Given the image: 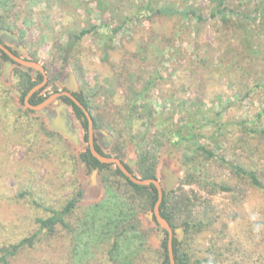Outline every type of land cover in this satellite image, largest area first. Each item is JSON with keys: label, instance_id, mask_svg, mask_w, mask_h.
<instances>
[{"label": "rangeland", "instance_id": "rangeland-1", "mask_svg": "<svg viewBox=\"0 0 264 264\" xmlns=\"http://www.w3.org/2000/svg\"><path fill=\"white\" fill-rule=\"evenodd\" d=\"M145 1L103 0L107 5L101 7L100 0H0V13L4 14L3 20L11 27L0 29L16 34L27 56L32 55L45 64L49 91L52 92L56 86L63 89L58 80L66 77L67 71H75L79 88L85 90L92 100L94 111L99 110L103 118L108 117L111 105L110 100L107 102V88H116L114 101L120 104L131 83L141 87L156 76L144 101L151 103L149 106L156 115L170 119L168 122L184 127L188 123L197 125L195 133L198 135L192 140L178 142L168 138L167 131L153 127L142 140L147 125L139 122L131 133L124 130L121 137V141L125 142L121 146L122 160L137 161L140 152L150 150L157 157V177H163L160 174L163 166L170 167L180 174L178 185L173 191L178 190L180 193L185 190L192 199L197 197L194 204L197 217L201 216L203 206L211 202L215 221L193 234L188 244L193 264H198V259L200 264H264V191L242 183L244 181L235 177L229 165L223 162L234 157L259 169L260 175L264 172V141L259 134H251L253 139L249 140L246 151L237 142L242 136L243 126L251 127L260 114L264 125V94L253 88L252 76L242 77L241 71L236 73L232 65L235 54L241 51L242 30L232 20L223 25L219 17L212 16L220 0H159L160 5L172 3L180 9H196L205 21H200L193 15L170 20L159 18L155 22L147 18L129 20L120 28L112 44L109 41L111 30L125 17L133 15ZM222 1L232 12L242 15L253 16L256 8L264 6V0ZM256 15L258 19H252L253 16L243 22L258 44L259 39L264 41V23L261 30V13ZM93 25L99 28L83 37L71 63L65 65L64 53L58 49L65 44L70 32L76 33ZM163 34L171 37L172 42L164 41ZM163 44L167 45L166 49L161 48ZM120 46L123 49L115 52V48L119 49ZM199 59H205V64H200ZM80 60L85 63V68H80ZM261 60L263 68L264 58ZM17 68L19 67H12L9 80L5 82L4 65H1L0 87L15 88L19 78ZM76 70L83 74L82 78ZM12 98L14 108L25 109L14 95ZM4 100L5 98L2 102ZM145 102L139 101V104ZM0 105L6 107L4 104ZM139 110L142 115H147L144 108L139 107ZM2 112H6L5 109L0 111V244L30 235L38 228L36 218L49 216V212L43 207H36L29 199H18V193L27 188H32L39 200L55 208H60L65 199L82 188L83 200L76 213L71 216L72 222L83 216L85 210L87 215L93 214L91 207L102 203L107 197L101 174H98L100 187L92 184L91 172H82L79 161L75 168L72 162L66 160V152L63 150V154L62 149H59L61 144L48 140L50 138L44 137V140L47 148L55 145V153L51 154L42 149L35 151V147H31L25 138L20 139L21 132L20 140L8 142L5 133L12 131L13 127H4L10 118L5 114L1 115ZM41 120L46 124L43 117ZM198 128L201 131L198 132ZM6 130L8 131L4 133ZM100 130L113 136L114 139L105 152L114 154L116 133L106 127H101ZM183 132L186 134L187 130L184 128ZM97 135L104 146L105 137L100 132ZM33 136L34 133L31 137ZM62 138L66 149L73 154V144L65 137ZM199 145H205L214 153V157L198 158L196 152ZM250 147L254 154L248 151ZM187 154L193 156L192 161L187 162ZM62 155L65 160L63 162L59 159ZM198 165L203 167V176L208 181L226 182L230 186L239 187L241 192L237 195L233 192H213L212 186L206 184L203 178L198 182V176L195 175V167ZM137 166L136 163L135 168ZM190 174L195 175L194 181L186 182ZM198 195L201 197L199 202ZM148 212H142L140 218L143 228L152 229L147 242L157 248L159 226L149 223L144 216ZM89 218L90 216H86V221ZM81 224L87 230L81 228L80 236L75 241L66 233L59 232V236L43 238L35 247L22 250L10 264H111L105 245H98L100 223H91L95 228L89 222ZM179 227H184L185 233L180 241L183 243L187 231L185 226ZM214 244L222 247H218L215 255L211 252ZM226 245L228 250L225 249ZM134 246L138 247L136 243L133 245L129 242L123 246L124 253L120 254L123 257L119 263H132L133 254H136ZM220 253L223 254L219 256ZM206 255H209L213 263L204 262ZM153 257L151 252L146 254L142 264H146L147 260L148 264H155Z\"/></svg>", "mask_w": 264, "mask_h": 264}, {"label": "trees", "instance_id": "trees-1", "mask_svg": "<svg viewBox=\"0 0 264 264\" xmlns=\"http://www.w3.org/2000/svg\"><path fill=\"white\" fill-rule=\"evenodd\" d=\"M102 1L103 0H100V6L106 7L107 3L105 4ZM153 3L157 5H153ZM173 5L174 4L172 3H164L160 5L159 0H146L137 10L133 12V15L125 17V19L120 22V24L111 30L109 41L114 44L116 38L115 36H117L120 28L126 21L129 20L136 21L147 18L150 21L152 20L155 22L159 18L170 20L172 18L181 19L183 17H189L190 15H193V17L199 19L200 21H205L202 14L198 13L196 9H180ZM254 11L256 12L255 15H253L254 17L249 14L242 15L239 12H232V9L228 5H225L224 1L220 0L217 10L216 12L212 13V16L219 17L223 25H227V23L231 22L232 20L235 22L236 27H239L242 30L243 34L241 35L242 37L240 46L241 51H238V53L235 54V60L232 63L234 71L236 73L241 71L242 77L245 75L252 76L251 79L254 81L253 88L259 89L260 92L264 94V66L261 68L260 65L262 64L261 59L264 58V41L259 39L260 41L257 44L250 29H246V25L243 22L244 20H249L250 17H253L252 19L255 20L258 19L256 14L260 12L261 15L259 20H262L260 28L262 30V24L264 23V6L258 7ZM3 18L4 14L0 13V28L11 29L9 24H6V21L3 20ZM96 28L99 27L97 25H93L90 28H82L76 33L70 32L65 44L58 49L59 52L64 53L63 60L65 65H69L71 63L72 57L75 54V50L83 37L94 32ZM153 32H155L154 29ZM163 37H165L164 41L167 43H171L173 40L166 34H163ZM165 44H163L161 47L162 49L167 48V45ZM228 45L229 43L226 46ZM8 46L24 57V59L29 58L27 55L25 56L12 46ZM121 46L119 49L115 48V52L122 50L123 47ZM6 61H9L8 55L0 50V68L1 65H4V62ZM12 63L13 66L19 65L14 61H12ZM199 63L205 64V59H199ZM80 64L81 69L85 68V63L83 61H81ZM24 69L25 70L19 68L16 69V73L19 75V78L15 83V88L17 87L22 93L21 97L18 99L22 106H25L24 99L28 92L34 86L41 83L43 79L42 75L39 72L37 73L32 68L24 67ZM74 73L76 74L75 71ZM77 73L81 78L83 77V74L80 71H77ZM155 78L147 81L141 87H137L134 82L131 83L128 86L126 92H124L126 95L123 97V102L120 104L114 101L116 88H114L112 85V87L107 88V102H109V100L111 101L110 111L107 118H103L99 110L96 112L94 111L92 100L86 95L84 89L79 88L78 91L73 93L74 96L90 112L94 123L95 134H97V131L101 127H106L116 133L117 141L113 149L115 151L114 154L105 152L101 147L97 136H95V146L101 154L118 157L122 160L121 157L123 151L121 150V146L125 144V142L121 141V137L124 134V130L126 129L128 133H131L139 122H141L142 125H147V129L142 134V140L144 137L148 136L147 134L153 127H156L158 130L161 129V131H167L169 133L166 134L167 137L178 142H181L182 140H192L196 137V134L198 135L197 132L195 133V130H197V125L188 123L184 127L181 125L177 126L174 124V122H168L170 119L156 115L155 111L149 106L151 103H146L144 101L145 97L148 96L150 88H152L151 86L154 85ZM48 86L49 82L30 97L29 101L32 105H38L46 100L50 95L65 90L61 88L59 89L56 86L51 92L48 90ZM0 91H2L3 94L2 96L0 93V103L6 106L4 108L0 105V111H2V108L6 111L2 112L1 115L5 114L8 118H10L6 121L7 123L4 127H13L12 131H4V133L8 131L7 134L5 133L7 136L5 139L8 142L11 141L15 143V140L18 141L25 138L28 143H30L31 147H35V151L42 149L43 152L51 154L52 152L55 153V150L53 149L55 145L49 147V149L46 147V141L44 140V137L50 138L48 140H51L52 142L54 141L56 144H61L62 147H59V149H62L63 154L64 151L66 152V160L72 162L75 168L79 158H81L87 165V172H92V170L95 168L98 169L102 176V183L107 189V197L105 200L102 203H98L91 207L93 214L87 215V210H85V215L83 214V216L77 218L73 222L71 216L76 213L79 203L83 200L84 190L82 188H79L77 193L65 199L63 205L60 208H55L53 205L45 204L41 199L39 200V197L35 195L32 188H27L20 191L17 196L18 199H29V201L36 205V207H43L47 212H49V216L37 217L36 223L38 224V228L30 235L21 237L15 241L9 240L1 243L0 264H10L11 260L17 257L22 250L35 247V245H37V243L43 238H49L50 236L55 237L57 235L59 236L60 233H66V235L71 236L72 240L75 241L77 236H80L79 232L81 231V228H84L83 230H87L85 229L86 226L81 227L80 224L82 223L81 225H85L83 223L88 224V222L90 225L91 223L93 225H95L97 222L100 223L101 228L99 230L98 238L100 240L98 241V245H105L104 247L106 248L108 259L111 264H121L119 262L123 255L120 254L124 253L122 248L128 242L133 245L136 243L138 246L137 248L134 246V252L136 251V254H133L134 258L131 264H142L145 260L146 254L150 252L154 256L152 261L154 260L155 264H171L168 253V233L166 232V236L160 241L157 248H153L147 242L152 229L143 228V223L140 218V214L142 212L152 211L154 209L158 199V190L156 186L154 184H136L132 182L117 165L103 163L92 154L88 143L89 123L83 109L70 97L66 95L60 97V100L70 106L73 116L80 122V133L83 141L85 142V146L81 149H78V154L76 153L75 148L74 153L72 154L66 149L62 135L59 132L49 130L46 124L42 122L41 117L32 116L30 112L33 113L34 111L26 108V106L25 109L14 108L15 106L12 103V95H14L13 89L1 86ZM3 98H5L4 102H2ZM180 99L181 98H178V100ZM139 101L145 102V104H139ZM139 107L144 108L145 112L147 113L146 116L141 114L142 111L139 110ZM174 116L175 112L172 114V120ZM205 119L206 118L204 117V120ZM10 120H13V123L16 125H14ZM204 126L205 124L202 125L201 128ZM184 128L187 130L186 134L183 132ZM243 129L242 136H240L237 140L239 144L238 146L241 147L243 151H246L247 147H249V140L253 139V135H251L253 133L259 134L261 139L264 141V125L262 123L261 114L258 120H254L251 127L243 126ZM33 130L34 132H32ZM199 131H201V129L198 128V132ZM20 132L21 137L19 139ZM33 133L35 136L31 137ZM248 151H251V153L254 154V152L251 150V147ZM196 153H198V158L200 156H206L207 158L214 157V153L208 150L205 145H199L198 151ZM63 156L64 155L59 158L61 162L64 160V158L62 159ZM138 156V166L134 170L130 169V171L132 173L136 171L137 174H140L138 175L141 178L157 179L158 161L156 154L145 149L144 151L140 152ZM192 157L193 156L187 154V162L192 161ZM223 162L229 165L235 177L244 181L242 183H247L264 191V172H260L262 174L260 175L258 172L259 169L256 167H250L244 164L242 160H236L234 157L226 162L223 160ZM203 172V167L201 165L195 167V175L198 176V182L203 178L206 184L212 186L213 192H233V194L236 195L241 192V189H238L239 187L230 186L226 182L208 181L207 178L203 176ZM190 175V178L187 177L186 182L194 181L195 175ZM195 199L197 200V197H195ZM195 199H192L189 195H187L185 190H182L180 193H178V190H175L164 195V200L160 207L162 216H164L170 222L173 228H177L179 226L186 227L187 237L183 243L178 241L177 237L174 236L173 238L174 257L176 264H193L192 257L188 251V244L192 235L203 228L209 227L215 221L214 209L211 205V202H208L205 207L203 206L200 212L201 216L198 215L197 217L195 215ZM200 199L201 197L198 195V202ZM86 216H90L89 221H86ZM155 222L159 226L156 219ZM93 225H91V227L95 228ZM216 245L218 244H214L211 248L213 255H215L218 247L222 248L220 246L217 247ZM225 249H229L228 245H226ZM222 254L223 253H220L219 256ZM214 260L216 261V259ZM204 262L213 263V261L209 259V255H206ZM148 263L149 262L147 260L146 264ZM200 263L201 261L198 259V264ZM122 264L126 263L123 262Z\"/></svg>", "mask_w": 264, "mask_h": 264}, {"label": "water", "instance_id": "water-1", "mask_svg": "<svg viewBox=\"0 0 264 264\" xmlns=\"http://www.w3.org/2000/svg\"><path fill=\"white\" fill-rule=\"evenodd\" d=\"M0 38L5 42V44L12 46L25 56L27 55L16 34L5 29H0ZM0 48L4 49L10 55L11 58L22 64L24 67L35 68L41 71L44 75V80L34 86L28 92L24 99L26 108L30 109L31 111H34L33 113L30 112L31 115L43 117L46 121L47 127L50 130L59 132L63 137L68 139L75 147V151L77 153L78 149H81L85 146V142L83 141L80 133V122L73 116L70 106L60 100V97L63 95L70 97L77 105H79L83 109L88 118V143L92 154L103 163L117 165L121 169V171L130 178L132 182L140 185L154 184L156 186L158 190V199L156 201L154 209L152 211H149L148 213H145L144 216L149 220L150 224H156L155 219L159 224V231L156 235L157 246L159 245L160 241L166 236V232L168 233V253L170 263L176 264L174 257L173 238L175 236V233H177V239L178 241H181L185 233L184 227L173 228L170 222L164 216H162L160 207L164 200V195L171 193L178 185V182L180 180V174L173 171V169H171L170 167L163 166L160 169V174L163 175L162 178H141L136 173V171L134 172V174L126 166L127 164L131 169L134 170L136 159H133L132 161L128 160L127 163L124 164L123 161L118 157L101 154L95 146V136L98 137V135L95 134L92 116L88 109L73 95L74 92L79 90L78 80L75 73L73 71H67V76L62 77L58 80V83L62 86L63 89H65L64 91L50 95L46 100H44L38 105H32L29 101L30 97L36 91L44 87L48 81V75L44 67L39 62L26 60L24 58L14 55L2 43H0ZM12 67V61L4 62L3 80L5 82L9 80ZM13 94L17 99H19V97H21L22 95L21 91L17 88H13ZM97 132H100L106 139V143L104 146L98 140L101 147L105 151L107 148L110 147V144L112 143L114 138L105 130L99 129ZM78 161L82 172H85L87 170L86 163L81 158H79ZM98 174L99 170L96 168L93 169L91 172L90 181L92 184H97L98 187H100V183L98 181Z\"/></svg>", "mask_w": 264, "mask_h": 264}, {"label": "flooded vegetation", "instance_id": "flooded-vegetation-1", "mask_svg": "<svg viewBox=\"0 0 264 264\" xmlns=\"http://www.w3.org/2000/svg\"><path fill=\"white\" fill-rule=\"evenodd\" d=\"M0 43H2L4 46H6L14 55H16V56H18V57H21V58H24V57H22L19 53H17L16 51H14V49H12L11 47H9L8 46V44H5V42L0 38ZM0 50L1 51H3L4 53H6L7 55H8V58H9V61L11 60V61H14L15 63H17V64H19V65H17L19 68L21 67V66H23L22 64H20L19 62H17L16 60H14L13 58H11L10 57V55L4 50V49H2V48H0ZM29 57V56H28ZM26 60H31V61H36V62H39L34 56H30L29 58H25ZM40 63V62H39ZM40 64H42V66L44 67V69H45V71H46V73H47V75H48V70H47V68H46V66H45V64L44 63H40ZM21 65V66H20ZM16 66V67H17ZM22 68H24V67H22ZM29 68H32V67H29ZM21 69V68H20ZM33 70H35L37 73L39 72L41 75H42V77H43V79H42V81L44 80V75H43V73L41 72V71H39V70H37V69H35V68H32ZM23 70H25V69H23ZM49 78V77H48ZM41 81V82H42ZM49 82V79H48V81H47V83ZM74 95V94H73ZM123 163L124 164H126L127 163V161H123ZM136 163L138 164V160L136 161ZM126 166L128 167V169H131L130 167H129V165H127L126 164Z\"/></svg>", "mask_w": 264, "mask_h": 264}]
</instances>
